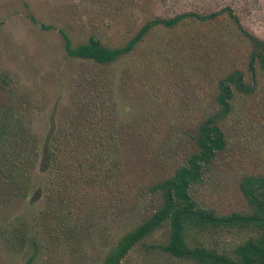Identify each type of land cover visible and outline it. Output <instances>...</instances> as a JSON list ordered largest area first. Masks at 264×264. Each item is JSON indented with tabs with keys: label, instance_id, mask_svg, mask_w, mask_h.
<instances>
[{
	"label": "rangeland",
	"instance_id": "obj_1",
	"mask_svg": "<svg viewBox=\"0 0 264 264\" xmlns=\"http://www.w3.org/2000/svg\"><path fill=\"white\" fill-rule=\"evenodd\" d=\"M227 8L264 40V0H0V113L18 119L19 139L36 140L38 155L20 161L19 188L0 155V264H104L162 206L155 186L197 153L210 117L225 146L193 198L217 216L252 213L240 183L264 177V66L249 69L253 45ZM185 13L210 17L154 25L110 63L65 50L64 35L72 47L95 37L122 48L154 20ZM235 71L246 90L233 87L222 114L219 82ZM45 148L55 156L43 170ZM169 235L166 223L121 264H197L159 249ZM249 235L231 228L200 239L230 253Z\"/></svg>",
	"mask_w": 264,
	"mask_h": 264
},
{
	"label": "trees",
	"instance_id": "obj_2",
	"mask_svg": "<svg viewBox=\"0 0 264 264\" xmlns=\"http://www.w3.org/2000/svg\"><path fill=\"white\" fill-rule=\"evenodd\" d=\"M226 11L239 27L240 32L253 45L249 67L253 73V64L256 61L264 66V40H258L244 31L235 14L229 8ZM186 17L203 21L210 16L185 13L174 18L156 19L144 26L126 46L116 49L104 48L95 37L89 38L85 44L72 47L69 39L64 35L65 50L68 56L74 58L94 60L101 64L110 63L132 50L150 27L154 25L173 27ZM233 87L240 91L246 90L239 71L233 72L219 82L217 102L222 107V114L229 109ZM18 127V119H13V116L7 112L0 113V155H3L4 167L2 170L8 173L10 185L17 188L20 187L17 180L21 171L20 161L31 164L38 156L36 140L33 138L30 140L27 136L19 139L22 128ZM195 142L198 147L197 153L179 166L172 177L155 186V190L160 191L163 196L162 206L149 219L123 236L107 255L104 264H121L122 259L137 243L166 223L170 226L169 240L166 245L159 246V249L176 258L192 260L197 264H264V177H248L240 183L241 192L252 207V213L249 215L233 213L228 216H217L213 211L199 207L190 188L201 181L203 171L208 168L216 153L225 146L223 134L216 124V117L208 118L199 127ZM54 156L53 150L48 148H45L43 153L40 152L43 170L48 168L49 161ZM7 169H10L9 172ZM231 228L248 231L252 236L249 235L230 253L209 248L200 239V236L208 232L214 233Z\"/></svg>",
	"mask_w": 264,
	"mask_h": 264
}]
</instances>
